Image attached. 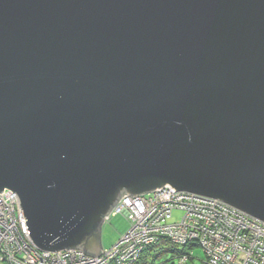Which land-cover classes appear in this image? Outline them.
Returning <instances> with one entry per match:
<instances>
[{"label":"water","instance_id":"95a60500","mask_svg":"<svg viewBox=\"0 0 264 264\" xmlns=\"http://www.w3.org/2000/svg\"><path fill=\"white\" fill-rule=\"evenodd\" d=\"M165 186L264 222V0H0V192L32 243L97 256Z\"/></svg>","mask_w":264,"mask_h":264},{"label":"built area","instance_id":"2783aa9c","mask_svg":"<svg viewBox=\"0 0 264 264\" xmlns=\"http://www.w3.org/2000/svg\"><path fill=\"white\" fill-rule=\"evenodd\" d=\"M0 196V252L4 259L0 262L4 261L3 264H75L80 257L85 263L116 264L112 256L117 260L121 257L118 264H130L135 261L137 250L152 245L161 237L173 242H204L207 264H264L263 221L223 201L186 191H172L169 186L138 197L122 195L103 222L122 213L121 204L132 210L133 214L127 217L131 225L120 237L119 244L110 253L101 252L98 256L76 250L73 256L77 255V258L69 255L71 250L40 251L29 238L16 194L10 189H3ZM124 206L122 211H125ZM216 206L230 212L231 221L225 213L217 211L219 208ZM8 209H11V214L6 218L2 212ZM198 215H203L205 219L196 220ZM218 221L216 236L209 234L208 231ZM155 231L157 234L153 235Z\"/></svg>","mask_w":264,"mask_h":264},{"label":"rangeland","instance_id":"374dc122","mask_svg":"<svg viewBox=\"0 0 264 264\" xmlns=\"http://www.w3.org/2000/svg\"><path fill=\"white\" fill-rule=\"evenodd\" d=\"M119 206L121 208V212L122 213H120V214L112 217L111 220H110V222L103 223L102 226H101V229H100V243H101V247H102V252L103 253H105V252L110 253L113 250V248L117 244H119L118 242L120 241L119 239H121L120 237L130 227V221L127 219V217H129L131 214H133L132 213V210L128 209V207L127 206H124L123 204H121ZM123 206L125 207V211L123 210L124 212L122 211V207ZM165 207H166V205H165ZM215 208H219V209H216V210L217 211L220 210V212L225 213L224 215H226L228 221H231L230 218H229V216L231 215V213L230 212H225V210H224L225 208L224 207H222V206H216ZM134 212H136V211H134ZM174 217H178V214H174ZM174 217H173V220H177V219H174ZM203 219H205L203 215H201V216L198 215V218L196 220L201 221ZM192 222L194 223V220ZM18 223H19V219H18ZM218 224H219V221L214 223V226L212 227V229L208 231L209 234L216 236V234H215V228H216V226ZM202 228H204L206 230V227H202ZM152 234L155 235V234H157V232L155 231ZM195 241L196 240H192V241L191 240H188L187 241L188 242L187 243V247H191L190 248V251L187 249V252H188V254H190V257H192L191 258L192 260H188L187 261V264H207V261H206L207 255H206V253H204V250H203L205 248L204 247V242L201 243V242H198L197 241V243H196ZM63 250H65V249H63ZM143 250L144 249L137 250L136 251L137 252V255L138 254H141V252ZM40 251H43V250H40ZM100 254L101 253H99L98 255H100ZM164 257H166L165 260L167 259L168 262H164L162 264H171L172 261H173V264H179L178 258H174L173 260L169 261L170 258L167 257V255H164ZM188 257L189 256L187 254H184V255L180 256L179 261L181 263H183L185 261V259L188 258ZM120 259H121V257H119L118 260H117V259H114L113 256H112V261L115 262L116 264L119 263ZM127 259H128V257H126V260ZM2 260H4L3 259V255L0 252V261H2ZM159 260L160 259H158V261ZM158 261L155 260V264H158ZM3 263H5V262L3 261ZM3 263L1 262L0 264H3ZM130 264H133V263H130Z\"/></svg>","mask_w":264,"mask_h":264},{"label":"trees","instance_id":"16d2710c","mask_svg":"<svg viewBox=\"0 0 264 264\" xmlns=\"http://www.w3.org/2000/svg\"><path fill=\"white\" fill-rule=\"evenodd\" d=\"M112 217L114 216H111L108 222H110ZM187 243L188 242H173L169 238L161 237L152 245H149L144 248L141 254L137 255L133 264H155V260L158 261V259H160L158 261V264H162L164 262H168L167 259L165 260L166 257H164V255H167V257L170 258L169 261L173 260L174 258H178L179 264H187L188 260H192V257H190V254H188L187 252V249L190 251L191 247H187ZM184 254H187L189 257L186 258L183 263H181L179 261V258ZM171 264H173V261Z\"/></svg>","mask_w":264,"mask_h":264},{"label":"bare ground","instance_id":"6f19581e","mask_svg":"<svg viewBox=\"0 0 264 264\" xmlns=\"http://www.w3.org/2000/svg\"><path fill=\"white\" fill-rule=\"evenodd\" d=\"M14 192V191H13ZM15 193V192H14ZM16 194V193H15ZM197 195V194H196ZM17 196V195H16ZM1 197V196H0ZM2 198V197H1ZM3 203H4V201H3ZM2 203V204H3ZM5 204V203H4ZM12 205H14V204H12ZM18 205H19V203H18ZM8 206V205H7ZM19 208H20V206H19ZM235 208V207H234ZM22 211V210H21ZM9 212V213H8ZM22 213H23V211H22ZM146 213H148V211L146 212ZM11 214V209H8V210H6V211H3L2 212V215L4 216V217H6V218H9V215ZM23 218H24V214H22L21 215ZM25 219V218H24ZM14 222V224H15V221H13ZM27 232H28V230H27ZM29 235V234H28ZM30 238V237H29ZM65 250H71V251H69V255L70 256H72V258H77V255H75V256H73L75 253L74 252H76V249H65ZM106 255H108V254H106ZM78 261V262H77ZM75 264H98L97 262H95V261H91V263L89 262V261H87L86 263L83 261V259L80 257V258H77L76 260H75Z\"/></svg>","mask_w":264,"mask_h":264}]
</instances>
